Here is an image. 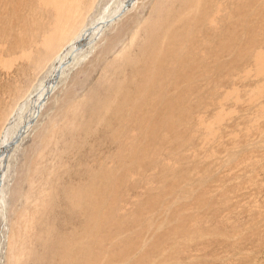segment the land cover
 Returning <instances> with one entry per match:
<instances>
[{
  "label": "bare ground",
  "instance_id": "6f19581e",
  "mask_svg": "<svg viewBox=\"0 0 264 264\" xmlns=\"http://www.w3.org/2000/svg\"><path fill=\"white\" fill-rule=\"evenodd\" d=\"M138 1L127 0L78 31L58 50L48 66V76L25 102L29 117L13 123L16 130L7 122L1 131L0 216L10 219L13 230L24 235L16 219H28L24 218L25 209L34 208L32 239L11 242L18 252L26 242L30 244L31 264H103L133 258L127 249L114 255L102 245L104 238L120 230L116 217L120 190L135 166L147 169L158 162L157 156L149 154L166 143V134L178 136V85L210 78L212 71L222 70L226 64L220 57L243 47L244 37L256 29L264 4L261 0H154L144 21L135 13L147 0ZM74 5L78 2L0 0L2 69L11 73L22 68L23 59L30 54L26 50L54 55L83 21ZM52 18L57 22L51 27ZM132 24V29L137 28L118 55L122 59L111 57ZM100 41L103 44L92 68L80 69L84 78L76 82L73 77L71 84L54 96L67 70L74 71L87 58V49L97 50ZM98 67L100 75L93 86L78 98L76 86L84 88ZM33 129H39L33 137L35 148L54 144L49 148L57 172L47 175L44 153L32 160L27 151L17 172L13 173L12 167L8 175L6 157L15 155ZM33 198H37L34 204ZM20 199L24 202L19 216ZM159 200L150 196L145 201L147 209L158 208ZM178 230H172L177 237ZM164 232L154 236V243L170 238V233L166 236ZM13 252L7 250V264H18ZM150 256L147 252L138 261L143 264ZM172 257L170 253L167 260Z\"/></svg>",
  "mask_w": 264,
  "mask_h": 264
},
{
  "label": "rangeland",
  "instance_id": "374dc122",
  "mask_svg": "<svg viewBox=\"0 0 264 264\" xmlns=\"http://www.w3.org/2000/svg\"><path fill=\"white\" fill-rule=\"evenodd\" d=\"M75 1L78 5L74 6L82 13L83 21L57 47L54 55H36L35 51L26 50L30 53V60L23 59V69L13 70V75L0 66L1 139V131L7 122V126L15 122L20 124L29 117L31 111L26 108L27 100L48 76L58 50L74 39L83 27L107 15L104 13L115 11L127 0H73V4ZM153 1H145L144 7L135 14L146 21ZM260 11L256 29L244 37L243 47L220 57L226 64L222 70H214L210 78H201L196 83L184 81L178 85V95L181 96L178 102V136L166 134L167 141L159 151L150 152L151 157L157 156V163L147 169L135 166L131 178L118 194L116 219L120 230L113 231L111 238L103 239L107 241L102 240L104 248H109L112 254L127 249L133 258H120L116 263L104 261L103 264H139L138 258L147 252H151V256L143 264H264V4ZM56 22L57 19L52 18L50 26ZM132 28L133 24L111 57L123 52L137 26ZM102 44V41L98 43L97 50L87 49V58L74 71L67 70V77L59 83L54 96L60 95L73 77L76 82L84 78L85 74L80 69L92 68V61ZM118 58L122 59L121 56ZM214 63L213 57L212 68ZM100 71L98 67L84 88L76 86L78 98L93 86ZM16 126L10 129L16 130ZM38 130L33 129L31 136L22 141L11 159L6 157L8 175L12 167L13 173L17 172L27 151L32 160L44 153L47 175L57 172V167H53L55 157L50 153L54 144L37 148L33 145V137ZM150 196L160 198L158 208L147 209L145 201ZM36 200L33 198L31 202L34 204ZM23 202V199L18 202V215ZM32 209L26 208L23 213L24 218L32 220L29 225L27 218L15 220L24 235L17 228L13 230L10 219L0 216V264H7V250L10 249L14 251L12 257L17 258L18 264H31L32 251L28 242L32 239L31 230L36 221V213ZM177 228L178 237L172 231ZM163 232L166 236L170 233V238H163L162 244L154 243V236ZM24 238L28 242L18 252L11 242L20 243ZM170 253L172 260H167Z\"/></svg>",
  "mask_w": 264,
  "mask_h": 264
}]
</instances>
